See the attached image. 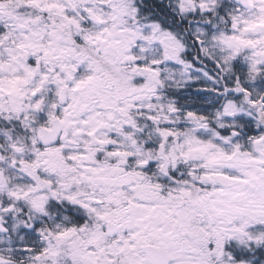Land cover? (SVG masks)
<instances>
[{
	"label": "snow or ice",
	"instance_id": "snow-or-ice-1",
	"mask_svg": "<svg viewBox=\"0 0 264 264\" xmlns=\"http://www.w3.org/2000/svg\"><path fill=\"white\" fill-rule=\"evenodd\" d=\"M0 264H264V0H0Z\"/></svg>",
	"mask_w": 264,
	"mask_h": 264
}]
</instances>
